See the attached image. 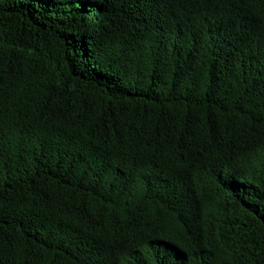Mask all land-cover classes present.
<instances>
[{
  "label": "trees",
  "instance_id": "1",
  "mask_svg": "<svg viewBox=\"0 0 264 264\" xmlns=\"http://www.w3.org/2000/svg\"><path fill=\"white\" fill-rule=\"evenodd\" d=\"M0 264H264V0H0Z\"/></svg>",
  "mask_w": 264,
  "mask_h": 264
}]
</instances>
